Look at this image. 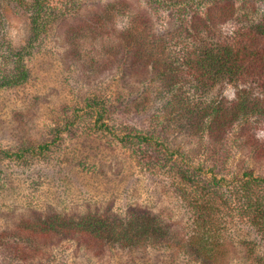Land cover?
I'll use <instances>...</instances> for the list:
<instances>
[{
    "label": "rangeland",
    "instance_id": "1",
    "mask_svg": "<svg viewBox=\"0 0 264 264\" xmlns=\"http://www.w3.org/2000/svg\"><path fill=\"white\" fill-rule=\"evenodd\" d=\"M49 3L52 17L24 59L26 81L0 88V148L31 152L49 143L28 162L0 159V264H259L248 254V247L264 254L255 227L222 198L209 203L192 182H209L210 167L217 176L247 167L264 174V115L252 118L245 147L236 146L238 131L202 138L183 133L168 107L172 100L157 98L159 80L132 50V24L160 34L174 23L165 11L146 0ZM29 20L24 7L0 0V70L8 68V49L31 42ZM222 28V34L232 29L230 23ZM239 87L226 84L215 96L229 102ZM94 93L105 98L113 118L108 125H117L118 135L94 126L95 111L86 106ZM152 117L163 121L155 130L159 138L181 149L190 169L204 168L191 183L173 175L159 156L141 162L135 150L142 154L148 147L135 138L122 142L132 123L145 128ZM142 214L158 217L162 230L134 241L96 239L86 230L56 231L40 244L22 228L24 221L59 216L75 225L86 220L127 230L130 219Z\"/></svg>",
    "mask_w": 264,
    "mask_h": 264
},
{
    "label": "trees",
    "instance_id": "2",
    "mask_svg": "<svg viewBox=\"0 0 264 264\" xmlns=\"http://www.w3.org/2000/svg\"><path fill=\"white\" fill-rule=\"evenodd\" d=\"M11 1L28 11L32 37L25 47L26 51L25 48L8 49L10 62L6 60L8 68L0 70V88L26 81L28 69L24 59L30 51L29 44L37 39L52 17L46 12L51 7L49 0ZM146 2L156 10L165 11L169 20L174 21L160 34L156 31L148 33L147 26L141 22L132 24L133 56L136 62L149 65L150 72L159 80L157 98L172 100L168 102V107L178 118V128L183 129V133L190 131L202 138L206 133L224 136L238 131L235 141L239 143L236 146L245 147L250 136L248 127L254 124L253 119L259 120L264 115L260 101L264 100V0ZM226 23H230L232 29L229 34H222V26ZM226 84L240 86L229 102L223 96H215L217 90ZM142 94L147 99L144 90ZM86 100V106L95 111L94 126L118 135L117 125L115 128L108 125L113 118L105 98L94 93ZM162 122L152 117L145 128L132 123V132H123L122 142H130L132 137L133 143L135 138L148 147L142 154L141 150H135L141 162L151 161L153 155L159 156L158 162L163 161L164 166L174 169L173 175L190 182L196 176L195 172L204 168L197 166L190 169L187 165L189 157L178 147H172L169 140L159 138L160 134L155 130L163 126ZM48 147L49 143H42L36 149L32 148L31 152L29 149L8 151L0 148V159L13 158L24 163L28 162L31 154L42 155ZM208 172L211 173L209 182L192 183L207 193L209 203L211 197L222 198L227 209L249 222L264 239V174L255 173L251 167L229 176H217L212 167L208 168ZM157 218L149 214L133 216L127 230L94 224L95 221L86 224V220L75 225L71 219L59 216L36 222L24 221L22 228L40 244L56 231L83 234L87 233L86 230L93 233L96 239L114 236L134 241L144 235L152 237L162 230ZM29 239L24 238V242ZM248 251L254 261L264 264V254L258 256L253 247H248Z\"/></svg>",
    "mask_w": 264,
    "mask_h": 264
}]
</instances>
